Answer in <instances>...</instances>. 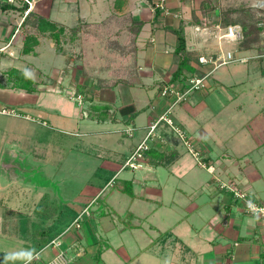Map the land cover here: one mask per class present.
Instances as JSON below:
<instances>
[{
	"label": "crops",
	"instance_id": "1",
	"mask_svg": "<svg viewBox=\"0 0 264 264\" xmlns=\"http://www.w3.org/2000/svg\"><path fill=\"white\" fill-rule=\"evenodd\" d=\"M27 8L24 0H0V79L19 69L32 78L35 89L8 82L0 86V105L58 124L68 118L66 124L75 123L74 133L84 137L85 147L100 148L101 160L93 161L72 218L47 239H0V264H264V216L245 212L242 201L213 178L234 181L264 204L263 40L246 47L240 42L219 45L213 35L216 24H240L241 9L264 13V0H32L24 14ZM39 17L64 28L58 43L49 31L37 29ZM73 27L76 35L69 34ZM180 28L187 51L182 71L209 74L203 87L172 105L170 115L205 166L160 123L140 165L122 167L149 122L174 100L161 96L160 87L181 86L180 81L170 82L178 69L175 29ZM25 35L37 37L34 53H23ZM47 40H52L49 46ZM218 48L246 59L212 70L199 63V55ZM74 89L86 100L87 118L56 103L60 92L70 96ZM11 151L2 152L9 159H0L10 177L7 183L23 179L16 171L22 164L23 171H35L27 168L32 161L39 164L37 170L48 171L43 151L39 159ZM55 163L54 172H60L63 161ZM111 178L115 189L110 202L127 224L119 226L113 217L94 210L82 216L79 227L73 225L94 191ZM96 216L99 227L92 222Z\"/></svg>",
	"mask_w": 264,
	"mask_h": 264
},
{
	"label": "rangeland",
	"instance_id": "2",
	"mask_svg": "<svg viewBox=\"0 0 264 264\" xmlns=\"http://www.w3.org/2000/svg\"><path fill=\"white\" fill-rule=\"evenodd\" d=\"M248 12L249 20L264 17V13L255 12L253 14L247 9V15H249ZM243 15L244 9H241L238 17L242 18ZM77 32V27L69 30L70 35H76ZM46 43L49 46L52 40H47L45 45ZM71 92L70 96L65 91L60 92L61 98L56 103L63 106L68 113L76 111L87 118L86 100H77L78 91L76 89ZM16 109L29 114L34 120L0 114V159L2 157L9 159L6 152L11 154L12 149L17 154L34 155L37 159L40 158L39 152L43 151L49 161V168H47L48 171L37 170L39 164L32 161L31 164L26 165L27 168L35 167V171L25 172L22 164V169L16 171H18L19 179H23L19 180L20 182L7 183L10 177L0 166V185L4 188L0 190V239H42L45 238L44 236H47V239L49 235L52 236L58 232L57 225L61 226L72 218V209L76 208L79 202V190L90 179L89 176L94 170L93 161L100 162L101 152L97 145L87 148L85 144H82L84 137H78L77 133H74L77 129L75 123L70 126L66 124L68 118H64L58 124L52 120H43L34 112ZM43 121L45 124L42 123ZM4 150L6 152L2 154ZM61 160L63 163L60 165V172H54L52 166L58 167L55 161L61 162ZM116 182L119 183V180L117 179ZM113 189L115 187L107 185L95 190L94 195L89 198L91 200L94 197L88 205L89 211L96 210L95 214L111 216L119 226L120 224L126 225L125 216L122 215L120 218L119 211L117 212L114 207L116 205L110 202L112 200L110 193ZM105 201L112 206V210L105 204ZM116 203L122 205L120 201ZM60 210L62 211L60 216H52L56 211L57 214L58 211L61 212ZM49 216L52 218L49 219ZM99 219V216L98 218L96 216L95 221H92L97 227H99ZM52 225H55V228H47ZM42 230H45V233H41Z\"/></svg>",
	"mask_w": 264,
	"mask_h": 264
},
{
	"label": "built area",
	"instance_id": "3",
	"mask_svg": "<svg viewBox=\"0 0 264 264\" xmlns=\"http://www.w3.org/2000/svg\"><path fill=\"white\" fill-rule=\"evenodd\" d=\"M27 4L28 8L24 11V14H27L29 11V7L31 5L32 0H24ZM162 1V0H161ZM9 3H13L14 0H8ZM157 6H162L161 3L156 4ZM258 25L261 27V38L263 40V46H264V22L260 21ZM214 32L213 35L217 38V43L220 45L221 42H240L243 39V30L240 24L233 23L228 24L225 26H220L216 24L214 26ZM1 49V48H0ZM259 55L263 56L264 52H261ZM244 57H236L231 52H225L223 53L220 48L215 53H209L207 55H199L198 61L201 64H208L210 66V69H215L216 67L227 64L231 61L235 60H245ZM209 74V72L204 73L201 76H192L187 78L186 85L184 87L175 86L170 83L163 84L159 89V94L161 96L171 95L174 97V100L172 103L165 109L161 114L156 116L153 120L149 122L147 125V133L145 137L135 146L134 150L126 157L125 161L122 164V167H130V168H136L140 165V161L144 157V151H146L149 148L148 140L154 137V130L160 123H164L170 129L183 141L187 151L192 154V156L197 161V164L200 166H205L203 161L201 160V156L199 154V151L195 149L191 141L189 140L188 135L186 132L175 123L174 119L170 115V108L173 104L183 100L186 98L189 92L195 89H199L203 87L204 79ZM1 81V79H0ZM76 98L78 101H81V95H76ZM0 114L14 116V117H22L25 119L34 120L33 117H31L27 113H23L20 110L18 111L13 106L8 105H0ZM43 124L45 121L42 122ZM127 133L131 132V128L126 129ZM207 167V166H206ZM209 171H213V168L211 166L207 167ZM216 185L224 189L228 192H230L235 198L242 201L243 204V210L249 214L255 215V216H264V204L254 201L247 192L240 189L234 181H225L220 180L217 176H213ZM114 184V178H111L104 187L107 185L113 186ZM103 187V188H104ZM89 209L87 206H85L80 213L77 214V216L73 220V225L76 227L80 226V222L82 220L83 215H88Z\"/></svg>",
	"mask_w": 264,
	"mask_h": 264
},
{
	"label": "trees",
	"instance_id": "4",
	"mask_svg": "<svg viewBox=\"0 0 264 264\" xmlns=\"http://www.w3.org/2000/svg\"><path fill=\"white\" fill-rule=\"evenodd\" d=\"M247 11L244 10V15L242 18L238 17V22L241 24L243 30V39L240 41L241 46L246 47L250 44H255L260 42L261 39V27L258 25L260 21L264 22V17L254 18L253 20H249L247 17ZM235 21H227L223 24V26L228 24H233ZM37 29L42 31H49L50 37L58 43V39L60 34L63 32L64 28L62 26H57L54 22L46 20L44 18L39 17L37 19ZM176 33V46L174 52L178 55V69L172 75L170 82L180 81L182 87L186 84V80L189 77L195 76L196 74L194 70H188V72H183L182 68L186 67L187 59L185 54H187L185 50V38L182 33V29H175ZM38 43V39L35 35H25L22 51L23 53H34V46ZM189 68V67H187ZM200 76V75H197ZM10 82L12 87H17L24 89L26 91H33L35 89V82L30 78L25 72L19 69H10L8 73H6L5 78H1L0 86L6 85ZM41 233H45V230H42Z\"/></svg>",
	"mask_w": 264,
	"mask_h": 264
},
{
	"label": "water",
	"instance_id": "5",
	"mask_svg": "<svg viewBox=\"0 0 264 264\" xmlns=\"http://www.w3.org/2000/svg\"><path fill=\"white\" fill-rule=\"evenodd\" d=\"M2 164H3V166H4V162H3Z\"/></svg>",
	"mask_w": 264,
	"mask_h": 264
}]
</instances>
